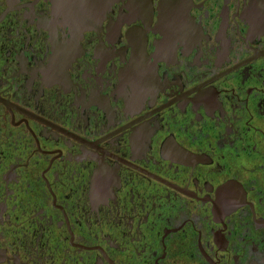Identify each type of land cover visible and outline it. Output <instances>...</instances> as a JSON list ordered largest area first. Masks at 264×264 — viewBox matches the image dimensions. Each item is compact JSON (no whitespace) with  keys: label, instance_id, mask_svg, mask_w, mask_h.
<instances>
[{"label":"flooded vegetation","instance_id":"af4514ba","mask_svg":"<svg viewBox=\"0 0 264 264\" xmlns=\"http://www.w3.org/2000/svg\"><path fill=\"white\" fill-rule=\"evenodd\" d=\"M0 264H264V0H0Z\"/></svg>","mask_w":264,"mask_h":264}]
</instances>
